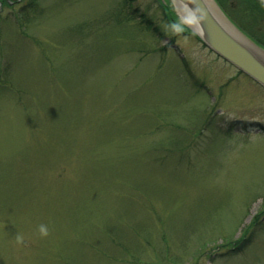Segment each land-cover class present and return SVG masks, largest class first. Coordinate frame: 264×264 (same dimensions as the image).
<instances>
[{"label": "rangeland", "instance_id": "1", "mask_svg": "<svg viewBox=\"0 0 264 264\" xmlns=\"http://www.w3.org/2000/svg\"><path fill=\"white\" fill-rule=\"evenodd\" d=\"M2 2L0 264H264V89L160 0Z\"/></svg>", "mask_w": 264, "mask_h": 264}, {"label": "water", "instance_id": "2", "mask_svg": "<svg viewBox=\"0 0 264 264\" xmlns=\"http://www.w3.org/2000/svg\"><path fill=\"white\" fill-rule=\"evenodd\" d=\"M164 2V0H162ZM174 5L173 0H168ZM187 7L192 17L198 21L201 27L196 32L179 16L181 23L208 49L218 57L235 67L239 72L251 78L264 88V62L258 58L246 45L241 37L248 39L256 48L264 52V49L249 39L235 24L225 15L219 5L217 8L207 6L204 0H178ZM261 2V0H258ZM221 15V16H220Z\"/></svg>", "mask_w": 264, "mask_h": 264}, {"label": "trees", "instance_id": "3", "mask_svg": "<svg viewBox=\"0 0 264 264\" xmlns=\"http://www.w3.org/2000/svg\"><path fill=\"white\" fill-rule=\"evenodd\" d=\"M13 1V3H18L20 0H12ZM229 2V5H231V4H233L232 3V1L233 0H218V2H219V4L223 7V9L224 8H226L225 6H224V3L225 2ZM237 1H244V2H246L248 5H250L251 7V11L252 12H254L253 14H255V11H257L259 14V16H257L256 18L255 17H253V19L254 20H259V22H261V23H263L264 24V4H262L260 1H258V0H237ZM3 2H6V3H9L10 2V0H3ZM2 2V3H3ZM230 2H231V4H230ZM227 4V3H226ZM228 9V8H227ZM227 9H224L226 12H227ZM167 12H168V18H166L168 21H172L173 23L174 22H176V19H174V15L170 12V10L167 8V9H165ZM231 11V10H230ZM233 12V11H232ZM232 15H236V13H235V11L232 13ZM232 18V17H231ZM237 18V17H236ZM233 19V18H232ZM238 24V23H237ZM263 24H261L262 25V27L261 26H259V28H262V30L260 29V31H259V33L258 32H256V33H248V32H246V31H244V29H242L241 28V26H239L249 37H251L256 43H258L260 46H262L263 48H264V26H263ZM178 25V24H177ZM185 30V33L187 34V35H190V36H192V37H194L191 33H189V31H187L186 29H184ZM252 229V228H251ZM250 229H248V230H246V231H244V237L242 238V240L241 241H238V242H236L235 243V245L236 246H238L239 245V247H241V244L246 240V234H247V232L249 231Z\"/></svg>", "mask_w": 264, "mask_h": 264}, {"label": "bare ground", "instance_id": "4", "mask_svg": "<svg viewBox=\"0 0 264 264\" xmlns=\"http://www.w3.org/2000/svg\"><path fill=\"white\" fill-rule=\"evenodd\" d=\"M173 2L176 3V8H177V13L179 14V16H181L182 20L184 22H186L192 29H194L196 32H200L201 31V27L199 26L198 24V21H196L189 9L187 7H185L181 2H179L178 0H173ZM205 4L207 6H210V7H213L215 9L216 12L217 11V8L215 6V3L213 0H204ZM164 3H168V0H164ZM171 10V8H170ZM172 12V10H171ZM173 13V12H172ZM176 13V15H177ZM219 13V12H218ZM179 16L177 15V17L179 18ZM221 16V15H220ZM180 21V19H179ZM175 24H178L177 28L179 30H184V26L182 23L176 21L174 22ZM241 37V40L246 44L248 45L249 49L258 57L260 58L263 62H264V52L261 51L259 48H256L248 39H245L243 38L242 36Z\"/></svg>", "mask_w": 264, "mask_h": 264}, {"label": "clouds", "instance_id": "5", "mask_svg": "<svg viewBox=\"0 0 264 264\" xmlns=\"http://www.w3.org/2000/svg\"><path fill=\"white\" fill-rule=\"evenodd\" d=\"M261 3L264 4V0H261ZM38 232L40 234V236H47L49 233V227L47 224L41 223L40 225H38ZM15 241L17 244H22L24 243V236L21 234H17L15 237Z\"/></svg>", "mask_w": 264, "mask_h": 264}]
</instances>
